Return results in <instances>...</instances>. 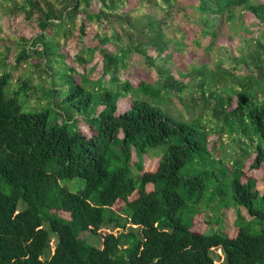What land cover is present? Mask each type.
Returning <instances> with one entry per match:
<instances>
[{
	"label": "trees",
	"instance_id": "1",
	"mask_svg": "<svg viewBox=\"0 0 264 264\" xmlns=\"http://www.w3.org/2000/svg\"><path fill=\"white\" fill-rule=\"evenodd\" d=\"M245 13L257 39L239 34ZM177 14L194 49L209 36L202 60L172 61ZM0 15L35 28L0 39V264H264V190L248 174L264 164V2L0 0ZM134 55L152 81L120 78Z\"/></svg>",
	"mask_w": 264,
	"mask_h": 264
},
{
	"label": "rangeland",
	"instance_id": "2",
	"mask_svg": "<svg viewBox=\"0 0 264 264\" xmlns=\"http://www.w3.org/2000/svg\"><path fill=\"white\" fill-rule=\"evenodd\" d=\"M183 2L184 5L188 6L191 3H193L194 0H180ZM259 2H264V0H259ZM191 10L190 8H186V13H189ZM20 16H16L15 18H8V17H3L0 15V39H2V44H6V42H9L10 38H19L21 36H26L29 37L34 34L35 28H32V25H26L22 20H20ZM188 19H193L192 13L189 14ZM244 19L246 21V25H250V29L252 31L251 34H247L243 31H241L239 34H243L247 37H252L254 39H257L261 31L263 30V27L261 24L257 23L258 21L254 19L252 15L249 13L244 14ZM173 23H172V28L167 27L165 31L170 35L173 36L177 40H184L181 39V32H185V34H189L190 32L192 33V25L188 24L187 19L182 17L180 14L174 15L173 18ZM260 40L263 42L264 38H260ZM185 42V48L182 51H176L173 55V60L176 64L177 63H182V64H191L193 59H200L202 60L204 56V46H206L209 43V38L206 37L205 39L201 40L202 43V48L194 49L192 44L188 40H184ZM87 46H91L88 43H85ZM216 45H225L227 48L230 50L232 45L228 41V38L224 36H220L216 40ZM172 46H170L169 50L170 51ZM79 49L78 44H76L74 41H69L65 43L61 49L60 53L65 56L66 61H70L73 56L77 53ZM233 51V50H231ZM148 54L151 55L152 57H155L153 52L148 51ZM240 54V50L232 52L231 56L236 57ZM215 59V52L210 51L208 52V60L210 62H214ZM93 63H96L93 71L91 74L95 76L96 78L99 77L100 75V65H98L97 57H94ZM93 63L88 64L87 68H90ZM212 65V63L210 64ZM227 65V63H226ZM76 66V65H75ZM76 69L79 72H83V69L81 66H76ZM172 73H175V71ZM120 78L121 79H126L128 78L131 80L133 83H137L140 79H143L144 81H152L155 78V73L152 68H150L144 61V59H141L139 55H134L130 57L129 63L125 70L120 72ZM180 108V106H178ZM127 109V98L121 99L119 103L117 104V111L116 114L122 113L124 110ZM80 129H82L84 132L87 133V128L84 123H79ZM157 157H147L146 155L143 156V162H144V169L146 171H153L157 165ZM251 176L256 178L258 181V187L261 190H264V185H263V179H264V164L261 165V167L257 170H251L248 172ZM147 189H151L150 186L147 187ZM136 198V194L131 196L130 199ZM123 206L122 201H117L113 206L112 209L115 211H119ZM224 220H223V226L226 229V233L230 236H233L235 233V228L233 227V213L229 209H224ZM215 226V225H214ZM210 228V226L204 224V221L202 219L201 215H198L195 218V226L194 229H196L199 232H203L204 230H207ZM106 230H101L99 231L100 235L103 234ZM118 230H113V233L116 234ZM54 243L52 244L53 248ZM217 253H219V250H216Z\"/></svg>",
	"mask_w": 264,
	"mask_h": 264
},
{
	"label": "bare ground",
	"instance_id": "3",
	"mask_svg": "<svg viewBox=\"0 0 264 264\" xmlns=\"http://www.w3.org/2000/svg\"><path fill=\"white\" fill-rule=\"evenodd\" d=\"M203 1V0H202ZM217 1V0H216ZM207 2V1H206ZM220 2V1H219ZM208 3V2H207ZM223 5V4H222ZM221 7H223V6H221ZM209 8V7H208ZM209 10V9H208ZM215 10V9H214ZM222 11V10H221ZM217 17V16H216ZM210 27V26H209ZM212 29V28H211ZM210 32V31H209ZM206 34V33H205ZM209 37V36H208ZM215 46V45H214ZM134 105V104H133ZM133 109H134V107H133ZM135 110V109H134Z\"/></svg>",
	"mask_w": 264,
	"mask_h": 264
}]
</instances>
